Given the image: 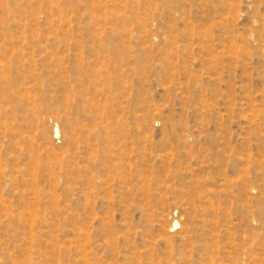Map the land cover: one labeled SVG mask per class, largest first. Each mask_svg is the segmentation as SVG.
<instances>
[{
	"label": "rangeland",
	"instance_id": "obj_1",
	"mask_svg": "<svg viewBox=\"0 0 264 264\" xmlns=\"http://www.w3.org/2000/svg\"><path fill=\"white\" fill-rule=\"evenodd\" d=\"M0 264H264V0H0Z\"/></svg>",
	"mask_w": 264,
	"mask_h": 264
},
{
	"label": "bare ground",
	"instance_id": "obj_2",
	"mask_svg": "<svg viewBox=\"0 0 264 264\" xmlns=\"http://www.w3.org/2000/svg\"><path fill=\"white\" fill-rule=\"evenodd\" d=\"M56 131H57V133H58V129L56 128ZM177 223H178V221L176 220L175 222H174V225H177Z\"/></svg>",
	"mask_w": 264,
	"mask_h": 264
}]
</instances>
